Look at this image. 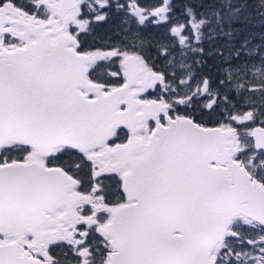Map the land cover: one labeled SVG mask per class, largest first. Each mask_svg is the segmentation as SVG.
<instances>
[{"label": "snow or ice", "instance_id": "1", "mask_svg": "<svg viewBox=\"0 0 264 264\" xmlns=\"http://www.w3.org/2000/svg\"><path fill=\"white\" fill-rule=\"evenodd\" d=\"M0 264H264V0H0Z\"/></svg>", "mask_w": 264, "mask_h": 264}]
</instances>
